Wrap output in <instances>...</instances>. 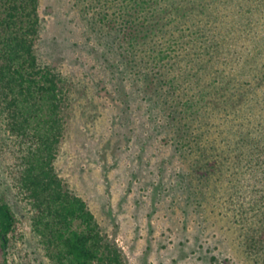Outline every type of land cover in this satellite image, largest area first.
Segmentation results:
<instances>
[{"label":"rangeland","instance_id":"1","mask_svg":"<svg viewBox=\"0 0 264 264\" xmlns=\"http://www.w3.org/2000/svg\"><path fill=\"white\" fill-rule=\"evenodd\" d=\"M209 1L213 13L207 26L220 33L215 34L216 43L223 44L219 57L238 49L243 62L254 67L258 102L250 118L262 119L264 0ZM108 4L38 0L34 51L39 63L60 76L65 100L53 161L57 175L85 201L126 264H264L263 251L249 240L255 232L252 213L241 210L246 203L236 190L235 161L226 140L236 129L234 118L218 119L208 129L205 164L213 167L205 166L202 175L194 166L195 153L176 146L169 93L142 80L116 29L103 19L105 10L111 11ZM5 163L0 159V197L26 224ZM18 230L22 239L0 245V264H47L35 238L21 226Z\"/></svg>","mask_w":264,"mask_h":264},{"label":"trees","instance_id":"2","mask_svg":"<svg viewBox=\"0 0 264 264\" xmlns=\"http://www.w3.org/2000/svg\"><path fill=\"white\" fill-rule=\"evenodd\" d=\"M107 1L111 11L105 10L103 19L116 29L142 80L169 93L176 146L195 153L194 166L202 175L205 166L213 167L205 164L208 129L220 119L234 118L236 129L223 134L230 135L226 140L232 146L236 190L246 203L241 210L252 213L255 232L249 240L264 258V97L263 118L251 119L257 88L253 65L243 62L238 49L227 48L229 56L219 57L223 44L216 43L215 34L220 33L207 26L213 13L209 0L189 6L176 0ZM37 6L38 0H0V159L6 161L5 177L27 222L19 221L0 197V245L22 239L21 226L35 238L47 264H126L85 201L54 169L65 100L60 76L39 63L34 51Z\"/></svg>","mask_w":264,"mask_h":264}]
</instances>
